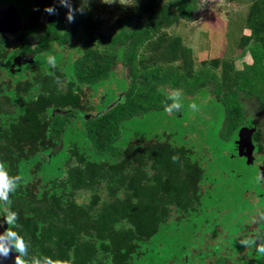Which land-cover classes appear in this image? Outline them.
<instances>
[{"label": "trees", "instance_id": "16d2710c", "mask_svg": "<svg viewBox=\"0 0 264 264\" xmlns=\"http://www.w3.org/2000/svg\"><path fill=\"white\" fill-rule=\"evenodd\" d=\"M37 2L31 20L22 15L27 24L0 36V161L22 177L11 204H0V220L18 213L14 230L29 244L28 264L48 257L55 264H263L264 180L256 177L264 173V136L246 102L264 111V0L248 7L249 33L238 48L251 63L241 69L234 58L218 57L185 68L191 49L167 28L192 21L197 0H140L149 12L116 17L111 34L98 29L97 9L69 23L55 2ZM48 6L57 14H47ZM175 89L182 105L212 100L214 134L226 148L207 137L191 142L194 127L182 123L181 110L172 113V131L147 123L151 113L165 112L172 103L166 93ZM225 158L255 169L261 192L245 183L241 197L233 191L229 207L220 204L212 165ZM240 170L226 172L247 181Z\"/></svg>", "mask_w": 264, "mask_h": 264}, {"label": "rangeland", "instance_id": "374dc122", "mask_svg": "<svg viewBox=\"0 0 264 264\" xmlns=\"http://www.w3.org/2000/svg\"><path fill=\"white\" fill-rule=\"evenodd\" d=\"M25 2H30V0H25ZM251 2H253V0H197L196 10L193 11L194 19L192 21L181 19L175 24H172L171 27L167 28L170 35L174 34L180 36L183 46L191 49V54L188 58H186L187 61H185L186 66L183 64L185 68L188 67L193 69L194 64L196 66L199 61L214 57L221 59L234 58L235 67L238 69L243 67V63H251L249 51H246V53L241 56L239 55L240 50L238 48L240 36L242 34L249 33V30L245 27V17ZM56 3L61 12H67L66 8L62 7L58 2ZM139 3L140 0H121V2L120 0H116V2L112 4L102 3L101 0H72L74 8L84 7L85 10L92 8L99 10L101 15L98 20L100 21L98 22V29L104 33L109 32V34L115 32L116 30V17L130 14L135 10H143L146 13L149 12L148 7L139 5ZM7 12L8 11H6V13ZM44 20L45 17L42 16L41 22H44ZM35 41L36 40L32 37L31 44L33 45ZM178 63H180V61H178ZM196 88L199 87L197 86ZM202 88L215 87L212 84H205V86H202ZM211 101L212 100L210 98L204 100L201 97H198V99L191 98L189 101L184 99L183 102L185 103L183 105L184 108L181 109V114L184 117L187 116L188 120H184L182 123L187 121L186 123L190 124L187 126L188 130L191 129V126L194 127V131L191 134V142H199V144H202L207 137V140L211 138L213 144L216 146L226 148L225 141L220 140V137L214 134V131L218 126V120H214L215 116L210 114L212 111H208L207 105ZM193 103L198 105L199 111H192L189 106ZM246 103L249 110L251 109V112H258L257 118L261 119L260 126L262 127V134L264 136V111L261 109L256 110L257 105H255L251 99ZM218 107L219 106L216 105L215 110H217ZM148 117V124L152 123L155 128L165 127L171 131L175 128L176 123L178 122L175 116H172V114H169L166 111L164 113L158 114L151 113V116ZM199 144L195 146L200 147ZM230 167L241 169L240 171L245 172L247 181L243 180L242 177L234 179L233 176H228L226 171ZM212 168L217 170L216 185L220 187L218 188L217 193L221 195L220 198H222L223 201L221 202V200H219L220 204H223L225 201L229 207L230 201L228 199V194H232L233 191L238 198L241 197L240 192L243 190V185L245 183L248 187H250V189L253 188L255 195L257 192H261L260 183L255 185L253 182L255 179L251 178L250 175V173L252 174L255 172V169L248 168L246 164H243L240 161L239 158H235V160L225 158L223 160L220 159L214 161ZM243 199L245 200L246 196H244ZM255 204L259 205L257 200ZM224 218L229 222V210L226 211V217ZM239 219L241 218L234 217L231 220L236 221ZM195 220H197V218L192 221ZM180 228H183V226L179 227L178 235H176L179 239L181 238L182 232ZM200 237L201 236L198 234L195 235V238L198 240ZM228 241L229 239L226 238L224 240V244L222 243L220 252L222 256H225L226 245L230 244ZM0 242L7 244L1 239ZM10 257L11 255L6 260L0 258V264L9 262ZM262 263L264 264V257Z\"/></svg>", "mask_w": 264, "mask_h": 264}, {"label": "clouds", "instance_id": "9594fccd", "mask_svg": "<svg viewBox=\"0 0 264 264\" xmlns=\"http://www.w3.org/2000/svg\"><path fill=\"white\" fill-rule=\"evenodd\" d=\"M102 3L112 4L116 2V0H101ZM121 2V0H120ZM58 3L67 9L66 12V20L69 23H73L75 21L76 14H84L85 8L78 7L74 8L72 4V0H58ZM44 11L49 15L57 14V9L54 6H48L44 9ZM49 64L55 66L56 59L54 56H50L48 58ZM167 99L171 100V104L165 105V111L169 114L174 112H179L183 105L181 103L182 100V91L180 89H175L169 93H166ZM193 112L199 111L198 105L193 103L189 106ZM173 159H177V157H173ZM257 181L264 180V173L258 174L256 177ZM22 181V177L20 175L10 176L8 170L6 169L5 163L0 161V204H11L10 194L15 192L17 188L20 186ZM3 220H0V226L3 224H7V228L2 234L3 238L9 241L8 244L0 242V258L8 259L14 250L17 255L15 256L14 264H28L25 260V257L28 255V247L29 244L25 241V239L14 229L18 228L19 225L17 223L19 216L15 211H10L7 214L2 215ZM264 220V213L261 214L260 217ZM240 244L244 246H250L255 243L253 239H242L239 241ZM257 251L260 253H264V243H262ZM34 264H40L39 260L34 261ZM44 264H55V261L48 257L45 259Z\"/></svg>", "mask_w": 264, "mask_h": 264}, {"label": "flooded vegetation", "instance_id": "af4514ba", "mask_svg": "<svg viewBox=\"0 0 264 264\" xmlns=\"http://www.w3.org/2000/svg\"><path fill=\"white\" fill-rule=\"evenodd\" d=\"M51 1L55 3L58 2V0ZM36 3H38L37 0H30V2L27 3L25 0H0V36L2 34L9 35L15 33L21 29L24 24H27L26 20H22V15H27L31 20L35 15ZM6 11L8 12L6 13ZM42 16L45 17L44 11H40L39 16H37V20L40 24L47 22L46 17L44 22H41ZM37 20L35 19V23L38 24ZM32 37L36 40V38L30 34L26 37V40L30 44Z\"/></svg>", "mask_w": 264, "mask_h": 264}, {"label": "water", "instance_id": "95a60500", "mask_svg": "<svg viewBox=\"0 0 264 264\" xmlns=\"http://www.w3.org/2000/svg\"><path fill=\"white\" fill-rule=\"evenodd\" d=\"M2 233H3V231H2V229H0V239L2 238L1 236H2ZM1 240H3V239H1ZM4 241V240H3ZM7 242V241H6ZM9 242H7V244H8ZM17 255V253H15V251L13 250L12 251V253H11V257H10V259H9V262H7V263H4V264H14V261H15V256Z\"/></svg>", "mask_w": 264, "mask_h": 264}]
</instances>
